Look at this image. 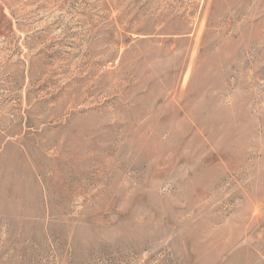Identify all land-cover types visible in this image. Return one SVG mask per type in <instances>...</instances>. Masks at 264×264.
Masks as SVG:
<instances>
[{
	"label": "rangeland",
	"instance_id": "1",
	"mask_svg": "<svg viewBox=\"0 0 264 264\" xmlns=\"http://www.w3.org/2000/svg\"><path fill=\"white\" fill-rule=\"evenodd\" d=\"M0 264H264V0H0Z\"/></svg>",
	"mask_w": 264,
	"mask_h": 264
}]
</instances>
